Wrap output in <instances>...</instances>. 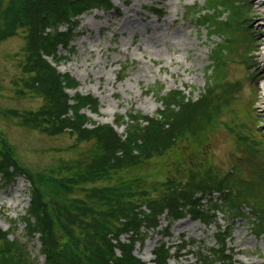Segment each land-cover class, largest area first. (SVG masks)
<instances>
[{
  "label": "trees",
  "instance_id": "trees-1",
  "mask_svg": "<svg viewBox=\"0 0 264 264\" xmlns=\"http://www.w3.org/2000/svg\"><path fill=\"white\" fill-rule=\"evenodd\" d=\"M95 11L109 15L117 9L114 0H0V43L20 31L25 34L19 93L33 94L42 101L36 110L12 111L11 115L47 137L69 135L77 145H94L85 163L70 168L71 175H33L19 164L0 137V181L11 187L24 178L30 184L29 207L15 224L18 227L21 221L28 238L38 239L45 259L40 263L13 230L0 226V264H146L135 251L137 245L146 246L152 232L164 238L153 251V264H171L180 252L197 246L196 241L183 240L180 246L166 242L172 238V227L187 218L217 228L215 248L203 244L199 264H236L229 248L235 221L223 227L218 214L242 220L248 207L255 217L254 236L264 237V202L257 194L261 186L245 177L242 166L235 165L219 175L209 169H190L184 179L171 182L162 195L147 197L140 205L126 200L123 193L130 188L124 183L114 188L94 185L164 155L187 135L202 143L205 135L215 130L221 109L236 102L240 94L237 84H228L226 66L251 9L242 0L213 1L203 10L190 8L187 14L192 21L222 41L211 52L205 87L198 97L178 90L164 93L162 86L150 89L148 93H154L162 109L156 116L133 110L117 116L114 125L125 128L123 134L111 125L93 123L86 112L99 114V99L79 93L71 96L69 92L76 91L79 82L54 66L64 58L62 49L74 51L73 43L81 35V18ZM145 11L159 18L165 16L156 8ZM205 11L208 14H203ZM249 39L246 43L251 44ZM126 71L124 67L120 77ZM162 219L168 226L160 232Z\"/></svg>",
  "mask_w": 264,
  "mask_h": 264
},
{
  "label": "rangeland",
  "instance_id": "rangeland-1",
  "mask_svg": "<svg viewBox=\"0 0 264 264\" xmlns=\"http://www.w3.org/2000/svg\"><path fill=\"white\" fill-rule=\"evenodd\" d=\"M213 1L218 0H114L116 12H93L81 18V35L73 43L74 51L62 49L64 58L55 66L61 74H69L79 82V88L70 91L71 96L79 93L99 99V114L86 112L93 123L112 125L117 116L131 110L156 116L162 104L154 93H148L152 88L162 86L164 93L178 90L187 96H199L206 85L211 52L222 41L220 37H210L208 30L201 29L187 12L193 7L206 9ZM242 1L247 2L251 13L249 20L243 21L226 66L227 82L237 84L240 94L236 102L221 109L215 130L205 135L202 143L187 135L164 155L114 173L96 183V188H114L124 183L130 188L123 193L126 200L140 205L147 197L162 195L171 182L184 179L190 169H209L219 175L239 165L246 178L260 184L257 194L264 202V0ZM145 8H156L165 16L159 18ZM246 38H251V44L246 43ZM24 47L22 31L0 43V137L29 173L66 177L71 175V167L87 161L94 145H77L69 135L47 137L11 115L12 111L36 110L42 103L33 94L19 93ZM124 67L127 71L123 79L120 73ZM124 130L119 129V134ZM29 188L24 178L11 187L0 181V226L5 231L13 230L34 258L44 263L38 239L28 238L21 221L18 227L15 224L29 207ZM77 196L83 197L80 193ZM243 211L242 220L218 214L223 227L235 221L230 258L236 264H264V237L254 236L255 217L248 207ZM167 226V220L162 219L159 231ZM171 233L172 238L166 239L170 246H180L183 240L197 242L195 248L180 252L171 264H199L202 245L208 249L216 245V226L206 227L190 218L177 222ZM162 239V234L150 233L146 246L137 245L135 255L153 264L152 253Z\"/></svg>",
  "mask_w": 264,
  "mask_h": 264
},
{
  "label": "bare ground",
  "instance_id": "bare-ground-1",
  "mask_svg": "<svg viewBox=\"0 0 264 264\" xmlns=\"http://www.w3.org/2000/svg\"><path fill=\"white\" fill-rule=\"evenodd\" d=\"M262 91H263V95H264V84L262 85ZM148 261H150V260H148Z\"/></svg>",
  "mask_w": 264,
  "mask_h": 264
}]
</instances>
